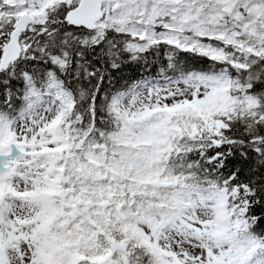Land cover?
<instances>
[{"label": "snow or ice", "instance_id": "1", "mask_svg": "<svg viewBox=\"0 0 264 264\" xmlns=\"http://www.w3.org/2000/svg\"><path fill=\"white\" fill-rule=\"evenodd\" d=\"M0 264H264V0H0Z\"/></svg>", "mask_w": 264, "mask_h": 264}]
</instances>
